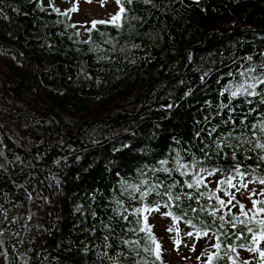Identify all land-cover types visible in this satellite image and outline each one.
Returning a JSON list of instances; mask_svg holds the SVG:
<instances>
[{
	"label": "trees",
	"instance_id": "obj_1",
	"mask_svg": "<svg viewBox=\"0 0 264 264\" xmlns=\"http://www.w3.org/2000/svg\"><path fill=\"white\" fill-rule=\"evenodd\" d=\"M73 12L44 0H0V253L5 264H206L202 253L215 251L214 238L193 236L199 259L170 262L153 216L161 211L168 228H177L169 232L171 241L179 231L181 243L185 233L195 231L185 219L201 227L189 207L210 211L217 196L229 198L216 191L222 173L205 177L199 191L215 196L198 202L182 194H195L183 186L190 177L172 173L180 184L169 190L181 195L187 217L175 201L165 207L167 196L153 192L141 199L135 193L133 199L132 190L124 188L147 180L163 192L170 183L167 174L152 171L160 160L168 159L171 167L177 152L184 163L192 153L200 159V148L214 151L212 141L229 131L233 145L236 137L264 143L251 129L264 119L259 96H238L229 108H220L229 103L225 89L244 82L241 72L255 69L250 79L264 76V0H120L119 19L94 21L86 37L70 29ZM253 91L264 93V84ZM222 148L228 156H213L205 168L232 165L231 149ZM257 155L264 150L244 143L237 160L242 169L254 168ZM255 175L264 176V163ZM157 205L159 211H134ZM229 208L239 214L238 206L229 205L217 215ZM145 216L160 245L159 260L144 251L156 247L149 233L140 231ZM199 220L211 223L204 213ZM216 231L214 226L210 236ZM233 242L239 243L225 241ZM253 247L264 251V240ZM237 253L235 264H264L258 253L240 248Z\"/></svg>",
	"mask_w": 264,
	"mask_h": 264
},
{
	"label": "snow or ice",
	"instance_id": "obj_2",
	"mask_svg": "<svg viewBox=\"0 0 264 264\" xmlns=\"http://www.w3.org/2000/svg\"><path fill=\"white\" fill-rule=\"evenodd\" d=\"M119 4L120 0H116ZM127 3H132L133 0H126ZM121 12L124 11L123 8L120 9ZM119 19V15L113 16V22ZM95 23V22H94ZM103 23V21H100ZM250 60L251 57H248ZM255 72V69H247L245 72H241V76H248L250 73ZM264 75V72L261 73ZM231 75V73L229 74ZM255 81V83H247L245 80L244 82L239 83L235 89L229 87L226 88V92H230L229 103L221 104L220 108L225 109L229 108L231 105V101L238 96H259L260 99L257 103L264 104V93H257L254 92L253 89L256 86V83L264 84V80H261L259 77H251ZM223 95V93H221ZM247 103L251 104V100H247ZM171 107V105H169ZM255 111V109H249V112ZM206 120L209 118H205ZM248 119V113L244 114V120ZM231 121V117L229 120L223 121L224 124H228ZM233 123V128H235V123ZM245 127H248L245 124ZM251 129H256L260 133V139H264V119H261L255 124L251 125ZM216 132V127L211 128L208 131V136L211 137L212 133ZM256 132L252 133L253 137H256ZM195 136L200 138V132H196ZM233 133L229 131L227 136L224 137L223 140L217 138L212 141L215 145V150H206L207 145L205 148H200L199 151L201 153V158L198 159L195 156V153L191 154L190 161L187 163L182 162L183 157L179 152L175 153V156L172 157L173 164L171 167H166L169 164L168 159L160 160L158 163L160 165L159 168H154L153 172H163L167 174V179L170 181L169 184L164 185L165 190L163 192L157 191L160 185H151L148 186L147 180H141L139 184L133 185H125L124 190L128 191L131 189L132 191L129 192V195L135 199V193H139L141 199L144 197L150 196L153 192L156 193L157 196L164 197L167 196L168 200L165 201V207H170L171 202H176L177 209L180 210L183 217H187L188 212L184 209L180 208V201L181 195L175 194L171 192L169 189L176 188L180 181L176 180L175 177L172 176L173 172H178L180 176H188L190 177L189 180H185L183 182V186H186L189 190H195V194L190 192H183V196L187 198L189 201L196 200L199 201L200 197L207 196L208 200H212L215 196V192L211 195L200 192L199 189L202 184L205 182L206 176H213L217 173H222L224 178L219 180L218 187L216 191H224L225 195L229 198L227 201L221 199L220 197H216V204L212 206L211 210L209 211L203 205L199 208H188V211L192 213H197L195 217L197 221L200 223L201 227L199 229L196 228V224L193 223V218L185 219V223L191 225V227L195 231H189L185 233L186 236L192 238L195 236L196 238L202 237H209L210 239L214 238L215 243L211 244L210 247L215 249L214 252H210L208 249L202 253V255L207 257L206 264H213V261H224V264H227L228 260H233V264H235V259L238 258L237 248L246 249L248 252L258 253L259 256L264 259V251H261L259 247H253V245H257L259 241L264 240V218H260V214H264V200L253 199L254 196H264V188H261L259 192L256 189H249L248 185L252 183H258L261 186H264V176L255 175L258 169H260L261 164L264 163V155H257L256 157V166L253 168L252 166H247L242 169V161L237 160V153L239 148L244 144L247 143L252 145L256 149L264 150V143L257 142L255 139H248V140H240L239 137H236L237 144L233 145L229 142V139L232 138ZM223 147H227L231 149V159L233 161L232 165L227 169L222 167H212L211 169L205 168L203 166L205 161H211L212 157L215 156L220 158L221 156L227 157L228 153L223 152ZM252 148L247 149V151H251ZM185 152H188L185 149ZM243 155V153H240ZM245 159H252L250 156H245ZM161 184L163 182L161 181ZM182 186V187H183ZM226 186V187H223ZM206 187V184H205ZM143 188V190H142ZM229 189H235V192H229ZM243 190H247L249 192L248 199L251 200L252 207L245 209V205L241 203L239 200L236 199V192H242ZM235 201V203H233ZM119 203V201H118ZM237 207L239 208V214L235 215L231 213V208H229L228 213L217 215L221 209H224L228 206ZM137 214L141 212H152V211H159V205L156 208L152 207H144V208H136L134 210ZM199 213H204V215L211 221L208 223L204 220H199ZM165 216H171L172 219L177 220L181 217L174 216L171 212H166ZM228 216V219H225V216ZM243 217V218H241ZM127 219V217H124ZM219 220L220 223L216 226V220ZM137 223H140V220H137ZM227 225V227H226ZM217 227V231L210 236L213 227ZM235 230V231H232ZM140 231H147L150 235L152 242L156 245L155 249L152 248H145L144 251L146 252H154L155 257L157 260L160 259V245L156 243L155 237L151 236V228L147 225V216L144 217V225L140 228ZM167 231L172 232L176 231L173 227H169ZM107 239V237H105ZM226 240L230 241H239V243H225ZM250 241V242H249ZM123 243H133L130 241H124ZM179 243V241H177ZM223 249V251H222ZM192 250H195V244L192 245ZM233 254H236L235 258ZM199 259V257H197ZM241 264H250L249 261H242Z\"/></svg>",
	"mask_w": 264,
	"mask_h": 264
},
{
	"label": "rangeland",
	"instance_id": "obj_3",
	"mask_svg": "<svg viewBox=\"0 0 264 264\" xmlns=\"http://www.w3.org/2000/svg\"><path fill=\"white\" fill-rule=\"evenodd\" d=\"M44 2L48 5H53L61 11L73 7L74 12L71 17L70 29L72 31L81 32L84 37H86V31L93 25L94 21L112 18L113 16H116L118 11V3L116 0H44ZM245 80L247 83L251 82V79L248 76L244 78V81ZM257 192H259V190H257ZM248 196L249 192L247 190L236 193L237 199L244 203L246 208H251L252 204L251 200L248 199ZM252 198L258 199V196ZM161 213V211L156 213L153 216V220L155 221V231L156 233H159L158 235L160 237H162V244L163 247H165V250L163 251L164 257L173 263H181L184 260L187 261V259L192 261V257H198V255H194V251L192 250L193 244H195V250L197 249V241L193 238H184L181 243L177 244L179 239L178 231L174 237V241H171L169 231H167L168 226ZM185 246H190V248L186 249ZM194 263L197 264V262ZM0 264H5L2 252L0 253Z\"/></svg>",
	"mask_w": 264,
	"mask_h": 264
},
{
	"label": "water",
	"instance_id": "obj_4",
	"mask_svg": "<svg viewBox=\"0 0 264 264\" xmlns=\"http://www.w3.org/2000/svg\"><path fill=\"white\" fill-rule=\"evenodd\" d=\"M261 80H264V76L261 78ZM252 83H255V81H253ZM259 83H256V86L258 85ZM164 104V103H162Z\"/></svg>",
	"mask_w": 264,
	"mask_h": 264
},
{
	"label": "flooded vegetation",
	"instance_id": "obj_5",
	"mask_svg": "<svg viewBox=\"0 0 264 264\" xmlns=\"http://www.w3.org/2000/svg\"><path fill=\"white\" fill-rule=\"evenodd\" d=\"M179 241V240H178ZM177 244H179V243H177Z\"/></svg>",
	"mask_w": 264,
	"mask_h": 264
}]
</instances>
